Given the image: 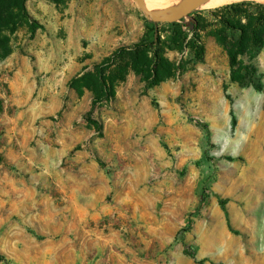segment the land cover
<instances>
[{"label":"rangeland","instance_id":"374dc122","mask_svg":"<svg viewBox=\"0 0 264 264\" xmlns=\"http://www.w3.org/2000/svg\"><path fill=\"white\" fill-rule=\"evenodd\" d=\"M221 7L178 21L174 78L130 72L94 105L71 80L172 23L133 0H27L37 32L0 59V264H264V47L233 83Z\"/></svg>","mask_w":264,"mask_h":264},{"label":"trees","instance_id":"16d2710c","mask_svg":"<svg viewBox=\"0 0 264 264\" xmlns=\"http://www.w3.org/2000/svg\"><path fill=\"white\" fill-rule=\"evenodd\" d=\"M251 8L257 9V12L251 13ZM213 14L219 15V24L225 29L241 32L235 48L229 51L231 81L249 85L251 82L241 75L238 57L246 54L251 49L249 46L254 49L264 47V5L251 2L233 3L216 9ZM25 24L29 25L34 36L37 27L28 13L27 0H0V59L12 53L10 35ZM167 25L172 29L170 35L147 31L144 41L140 44L119 48L94 64L92 69L86 67L71 80L70 87L78 95L90 91L94 105H99L115 99L116 88L126 81L130 72L139 76L149 88L174 78L182 71V67L171 61L166 52L182 51L183 48L190 47L192 41L188 42L189 35L178 22ZM205 29L203 18L194 19L195 31ZM221 204L224 205L223 202Z\"/></svg>","mask_w":264,"mask_h":264},{"label":"water","instance_id":"95a60500","mask_svg":"<svg viewBox=\"0 0 264 264\" xmlns=\"http://www.w3.org/2000/svg\"><path fill=\"white\" fill-rule=\"evenodd\" d=\"M142 13L156 23H175L201 8L208 0H180L166 12L150 7L145 0H133Z\"/></svg>","mask_w":264,"mask_h":264},{"label":"bare ground","instance_id":"6f19581e","mask_svg":"<svg viewBox=\"0 0 264 264\" xmlns=\"http://www.w3.org/2000/svg\"><path fill=\"white\" fill-rule=\"evenodd\" d=\"M147 4L155 10L166 12L178 4L180 0H145ZM240 2H256L264 5V0H208L201 9L209 10L221 6L240 3ZM135 3V2H134ZM136 5V4H135ZM138 8V6L136 5ZM139 9V8H138ZM264 186V185H263Z\"/></svg>","mask_w":264,"mask_h":264}]
</instances>
